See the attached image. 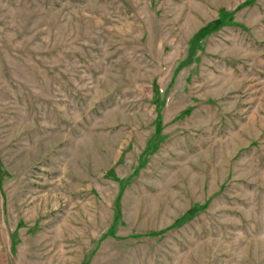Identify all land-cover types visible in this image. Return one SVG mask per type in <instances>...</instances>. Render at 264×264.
<instances>
[{
  "label": "rangeland",
  "instance_id": "374dc122",
  "mask_svg": "<svg viewBox=\"0 0 264 264\" xmlns=\"http://www.w3.org/2000/svg\"><path fill=\"white\" fill-rule=\"evenodd\" d=\"M0 264H264V0H0Z\"/></svg>",
  "mask_w": 264,
  "mask_h": 264
},
{
  "label": "trees",
  "instance_id": "16d2710c",
  "mask_svg": "<svg viewBox=\"0 0 264 264\" xmlns=\"http://www.w3.org/2000/svg\"><path fill=\"white\" fill-rule=\"evenodd\" d=\"M223 24L224 22L222 20H217L213 24H208L200 31L199 36H204L206 34H209L220 28Z\"/></svg>",
  "mask_w": 264,
  "mask_h": 264
}]
</instances>
